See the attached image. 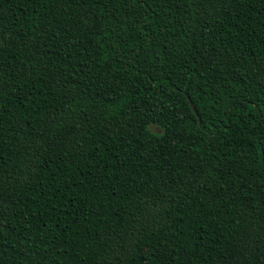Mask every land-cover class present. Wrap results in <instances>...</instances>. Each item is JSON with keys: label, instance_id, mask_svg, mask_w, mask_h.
<instances>
[{"label": "trees", "instance_id": "16d2710c", "mask_svg": "<svg viewBox=\"0 0 264 264\" xmlns=\"http://www.w3.org/2000/svg\"><path fill=\"white\" fill-rule=\"evenodd\" d=\"M0 264H264V0H0Z\"/></svg>", "mask_w": 264, "mask_h": 264}, {"label": "water", "instance_id": "95a60500", "mask_svg": "<svg viewBox=\"0 0 264 264\" xmlns=\"http://www.w3.org/2000/svg\"><path fill=\"white\" fill-rule=\"evenodd\" d=\"M186 93V92H185ZM187 95V94H186ZM189 98V97H188ZM190 104L192 105V102L189 100ZM193 106V105H192ZM198 119L200 120L199 116H198Z\"/></svg>", "mask_w": 264, "mask_h": 264}]
</instances>
